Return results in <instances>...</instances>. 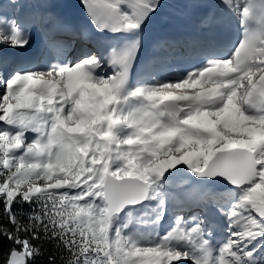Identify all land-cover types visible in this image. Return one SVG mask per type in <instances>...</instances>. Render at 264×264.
<instances>
[{
  "label": "snow or ice",
  "instance_id": "6c2138e0",
  "mask_svg": "<svg viewBox=\"0 0 264 264\" xmlns=\"http://www.w3.org/2000/svg\"><path fill=\"white\" fill-rule=\"evenodd\" d=\"M80 4L95 36L0 0V264H264V0L183 5L231 13L222 48L150 40L163 0Z\"/></svg>",
  "mask_w": 264,
  "mask_h": 264
},
{
  "label": "trees",
  "instance_id": "16d2710c",
  "mask_svg": "<svg viewBox=\"0 0 264 264\" xmlns=\"http://www.w3.org/2000/svg\"><path fill=\"white\" fill-rule=\"evenodd\" d=\"M45 247L49 250L50 253H54L57 256V264H61V257L60 254L56 251L55 248L52 247L50 244H46Z\"/></svg>",
  "mask_w": 264,
  "mask_h": 264
}]
</instances>
